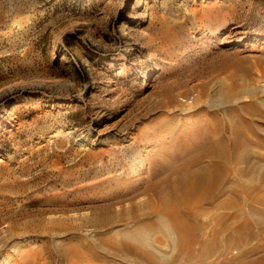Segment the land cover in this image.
<instances>
[{"label":"rangeland","instance_id":"rangeland-1","mask_svg":"<svg viewBox=\"0 0 264 264\" xmlns=\"http://www.w3.org/2000/svg\"><path fill=\"white\" fill-rule=\"evenodd\" d=\"M76 262L264 264V0H0V264Z\"/></svg>","mask_w":264,"mask_h":264},{"label":"bare ground","instance_id":"bare-ground-1","mask_svg":"<svg viewBox=\"0 0 264 264\" xmlns=\"http://www.w3.org/2000/svg\"><path fill=\"white\" fill-rule=\"evenodd\" d=\"M207 153L210 154V156H213L214 158L219 157L220 159H224V160L232 157L230 153H224L222 151H219L215 147L211 148L209 151H207ZM196 161L197 159L191 160L188 163L186 169H189L190 167L195 165ZM155 165L158 166V164L156 163L152 165L153 173L151 175V180L149 179L148 185L146 186L145 189L142 188V186L140 188L138 187L135 188L132 186L134 188L133 190L130 189L131 190L130 192L126 191V193H123L117 196L116 199L120 202H122L124 199H128L131 202H133L132 205H135L136 202L134 201L138 198V196L141 193L143 194L147 193V194L152 195L151 203L154 206L153 209H158L161 212H164L165 215H167L169 218L173 217V219L177 222L176 227L180 229L179 231L182 234V243L184 246L188 242H189V245L200 242L199 238L196 239L193 236L196 234V227L193 225H189L187 223L190 220L193 221V217L194 215L196 216V214L193 215V212L189 211L186 214V220L184 221L183 220L184 218H182V216L177 211L178 207L182 205H185L187 209L190 206H194V207L197 206V208L201 207L205 200L210 199L212 196H214L215 193L219 191V189H221L222 183L221 182L219 183L218 180H214V181L207 180L206 179L207 173H208L207 170H203V171L200 170L199 172H196V173L192 172L191 175L182 173L183 172L182 170L179 172V174L182 173L180 174L181 180L177 184L172 186L168 178L162 181H159L158 176L164 174L165 172L163 171L166 169L164 168V166H162V163L160 164L163 168L162 170H157L159 167H161L160 165L159 167H157V169H155ZM185 176H188V177L185 179ZM132 183L133 181L132 182L130 181V185H129L130 187ZM129 186L126 188H129ZM158 192H160L161 194L160 205H157L153 201V196L156 195ZM178 192H181L182 194L179 195ZM174 208L176 209L177 214L173 213ZM192 209H195V208H192ZM203 248H204V245H203ZM132 250L133 252L135 251L134 249Z\"/></svg>","mask_w":264,"mask_h":264}]
</instances>
